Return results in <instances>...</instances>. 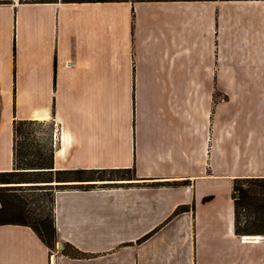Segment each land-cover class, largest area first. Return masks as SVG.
<instances>
[{
  "label": "crops",
  "instance_id": "0c3cea01",
  "mask_svg": "<svg viewBox=\"0 0 264 264\" xmlns=\"http://www.w3.org/2000/svg\"><path fill=\"white\" fill-rule=\"evenodd\" d=\"M3 1L0 172L14 119L45 122L29 148L52 167L0 183V211L53 219L62 246L6 221L0 264H264V236L235 234L232 198L234 178L264 176V0ZM93 169L140 179L59 174Z\"/></svg>",
  "mask_w": 264,
  "mask_h": 264
},
{
  "label": "trees",
  "instance_id": "16d2710c",
  "mask_svg": "<svg viewBox=\"0 0 264 264\" xmlns=\"http://www.w3.org/2000/svg\"><path fill=\"white\" fill-rule=\"evenodd\" d=\"M118 1V0H106ZM2 1L0 0V3ZM44 121L34 119H14L13 121V170L9 172H0V183H22L29 182L28 179L31 172H37V169L45 167H52V161L35 160L36 154L40 158V151L35 148H29L31 142V134L33 135L37 128L43 126ZM33 139V138H32ZM33 156V157H32ZM47 165V166H46ZM50 165V166H48ZM58 174V173H57ZM60 177L63 181H96V180H132L140 179L136 176L134 169H115V170H64L59 171ZM84 174V175H82ZM184 182H153L142 185H180ZM131 183H101L99 186L116 187L126 186ZM57 188L78 187L82 189H89L97 186L94 182L86 184H60ZM14 187V186H13ZM17 189L23 187L38 188L34 185L16 186ZM232 198L234 202V230L237 236L243 235H261L264 236V176H247L236 177L232 182ZM13 207L21 206L24 197L16 194L14 196ZM206 200V199H204ZM53 202V198H52ZM189 207H178L175 214L184 211ZM25 214L21 213V218L2 219V212L0 211V223L6 221H20L23 223H31L32 229L41 238V240L51 249H53L58 241L53 219L45 221L35 219L29 221ZM62 253L72 258H85L87 254L80 251L69 243H63L61 249Z\"/></svg>",
  "mask_w": 264,
  "mask_h": 264
},
{
  "label": "rangeland",
  "instance_id": "374dc122",
  "mask_svg": "<svg viewBox=\"0 0 264 264\" xmlns=\"http://www.w3.org/2000/svg\"><path fill=\"white\" fill-rule=\"evenodd\" d=\"M1 1H2L1 3H4V2H5V1H3V0H1ZM2 69H3V67L0 66V70H2ZM0 73H1V72H0ZM13 74H14V73H13ZM223 98H224L223 95H220V99H223ZM37 194H41V193H37ZM39 197H40V196H39ZM39 197H38V196L35 197V199H36V200H35V203H34V204H35V205H34L35 207H41L42 204H43V203L40 201ZM32 200H33V198H32ZM260 237H261V236H260ZM57 246H58V245H57V243H56V245H55L54 248H57Z\"/></svg>",
  "mask_w": 264,
  "mask_h": 264
},
{
  "label": "bare ground",
  "instance_id": "6f19581e",
  "mask_svg": "<svg viewBox=\"0 0 264 264\" xmlns=\"http://www.w3.org/2000/svg\"><path fill=\"white\" fill-rule=\"evenodd\" d=\"M35 116V115H34ZM37 116V115H36ZM40 116V115H39ZM38 116V117H39ZM46 120V119H45ZM261 235H245L244 238L247 240H253L254 242H258L260 240Z\"/></svg>",
  "mask_w": 264,
  "mask_h": 264
},
{
  "label": "water",
  "instance_id": "95a60500",
  "mask_svg": "<svg viewBox=\"0 0 264 264\" xmlns=\"http://www.w3.org/2000/svg\"><path fill=\"white\" fill-rule=\"evenodd\" d=\"M58 246H59V247H61V246H62V244H61V243H58Z\"/></svg>",
  "mask_w": 264,
  "mask_h": 264
}]
</instances>
